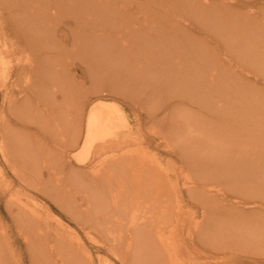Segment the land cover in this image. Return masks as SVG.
Returning <instances> with one entry per match:
<instances>
[{"label":"bare ground","instance_id":"bare-ground-1","mask_svg":"<svg viewBox=\"0 0 264 264\" xmlns=\"http://www.w3.org/2000/svg\"><path fill=\"white\" fill-rule=\"evenodd\" d=\"M196 1L13 0V6H15V3L17 4L0 27L1 70L6 68L7 55L13 53L15 45L23 51L28 50V47L31 50L26 55V59L17 65V72L10 73L9 85L4 93L3 114H5L2 118L6 120V117L10 114H14L16 117L21 116L23 120H28L31 124L39 126L52 139V142L55 141L52 148L50 147L52 144L43 142V138L34 140L25 135L24 138L28 140L25 141L20 139L22 138L20 134L13 136L11 129L7 133L4 132L1 135L2 137L0 136L2 182L6 183L8 187L17 183L19 179L25 182L37 177L38 182L36 183L40 182L38 190L46 194V197L48 196L54 204L64 210L68 214L69 221L73 222L80 231L82 230L89 239L96 241L98 237L97 241L100 244L96 246L98 250L101 249L114 255V258H117L121 264H196L194 260L188 258L189 253L187 256L183 255L190 250L189 247L192 245L194 247V244H190L191 242L197 241V238L206 239L207 237V240H209L212 239V236H214V242L221 243L228 240L226 238L230 237L229 232L233 234L235 231L233 228L237 225L235 218H240L243 223V220H247L246 217L249 216V213L246 214L247 207L253 206L252 204L249 205L250 201H244L243 199L253 198L256 191H259L257 189L251 196L249 194L247 196L243 188H246L244 186L248 181L244 177L242 178L241 170L244 166H248L252 170L258 169L264 173V146L256 153L248 154L249 161L247 162L245 155L243 157L245 156L246 160L240 161L238 159L240 155L235 158L238 155L223 153L219 160L218 156L214 157L213 153L210 154V150H207L208 153L201 152L204 154V165L207 168L215 170L216 167L213 162L218 161L217 166H222L220 171H224V169L233 171V175L232 172H228L232 175V180H230L234 188H231L227 184L215 182L214 179H217V177L210 178L209 174L204 173L206 172L205 168L199 164L200 159V163L203 162V157L193 154L197 150L190 153V149L187 153L180 145L176 146H180L182 152L179 151V148L174 150L170 143L173 137L170 139L166 136L168 141L166 144L167 153L177 155V158L179 156V165L177 164L176 167L171 166V170H177L173 177L169 168L170 164H164L157 157L151 155L149 146H143V142L138 138L129 137L130 130L126 128L128 123L124 121L125 114H122L123 110L121 112L114 104L108 105L98 101L91 104L94 96L102 94L100 87L95 85L98 76L89 80L90 85L94 86L87 87L85 86L88 81L87 76L83 78L86 82L82 83L84 80L78 81V78H75L76 76L72 73L70 75L52 73L49 66L54 63L60 65L61 63L58 61L61 58H58V61L55 59L54 63L48 62L40 52L43 47H46L45 45L50 43V46L59 47V53L56 50V57L62 55L61 50L63 48L60 44H57V36L60 33L58 24L63 23L66 24L63 27L65 30L61 31H67L69 41L73 42L74 40L79 45L75 50L77 55L79 56L81 52L83 54L81 55L82 58L88 59L89 62L96 61L99 56L103 55L104 48L98 43L97 39L109 40L121 25L130 26L133 23H140L136 21V17L131 18L130 16L132 12L130 7L133 4H135L134 8H138L145 13H151L153 16L155 14L152 9L157 11V5L158 11L159 9L164 11L165 9L162 8L167 5L165 18L168 22L169 18L171 22L172 16L176 14L175 11L173 14V10H177L176 6H184L186 8L183 10H186L192 16L194 15L193 17L198 23L206 27L213 18L219 15L222 9L221 7L208 9L203 7L200 2L195 3ZM214 1L204 0V4L209 5ZM235 2L232 0L229 5L234 7ZM7 3H9L8 0ZM32 3L40 8L37 10L36 7L32 6ZM138 4L139 6H137ZM128 5L130 7H127ZM33 8L34 11H32ZM225 8L230 14H233L231 7ZM259 14L258 11L255 16H259ZM153 16L142 20L143 23H146V27L151 23L147 20L153 19ZM2 18H5V15H2ZM129 18L131 19L129 20ZM221 19L222 17L219 16V20ZM244 19L246 21L237 15L229 17V28L235 30V23L242 22L245 25V30H247L244 33L237 35V32L230 31L224 36H219V34L218 36L221 42L223 37L225 45L228 42H233L237 48V54L247 59L253 56V51L257 54L262 53L260 48L264 45V42L260 35L256 33L258 20L255 18L252 21V17L248 18L246 16ZM160 26L161 23L158 24V27ZM5 27L10 31V35L3 31ZM175 33L173 32V34ZM163 34H153L156 45H158L159 39H169L170 34H167L168 36ZM148 35L149 33L144 36L141 35L142 39ZM212 35L217 34L213 33ZM9 36H11V39ZM153 38L152 40H154ZM148 40L151 39L148 38ZM227 46L229 48L233 47L232 45ZM1 74L9 75L2 71ZM155 94L152 93L153 96ZM250 101L246 104V109H231L230 107V111L227 110L228 113H235L238 117L241 113L249 115L254 112L249 118L250 120L244 121L241 119V121L236 119L232 122H243L241 125L245 127L248 126L250 121L252 124H256L257 119H254V115L257 113L258 116L260 107L256 108L253 100ZM154 103L150 104L148 115L156 117L158 113L162 112L165 118L168 119L170 115L168 112L170 109L169 103ZM2 118L0 121H2ZM2 126L5 127V122ZM123 129L127 131L120 133V130L123 131ZM239 132L234 133L236 137H239ZM47 135L44 137L46 138ZM236 137L234 136V138ZM220 141L223 143L224 139H220ZM112 142L116 145L110 149L108 143ZM180 142L182 141L180 140ZM239 143L235 145L239 146ZM255 145L259 147L256 143ZM247 146L249 148L248 144ZM250 146L252 145L250 144ZM67 148L78 150L74 158L79 162V165L88 167L92 164L88 169L89 171L85 172L89 179L88 184L84 182L87 185L83 186V183L79 182L80 179L84 178L81 176L82 174L74 171L73 165L65 163L63 154L67 152ZM208 155H213V157ZM27 171H30V173L28 174ZM247 172L246 170V174ZM258 172L256 176L260 177ZM45 175L49 177L46 181H44ZM261 175L264 174L261 173ZM225 179L227 180L226 176ZM180 180L182 184L179 189L178 183L180 184ZM259 181L257 180V185ZM19 183L22 184V182ZM224 187L238 193L234 196L236 200L230 202L235 210L237 208L238 213L226 219L228 221L222 224L226 227L220 226L222 221L218 219L219 222L216 223V221V224L211 226L209 230V225L206 226L207 222L205 223L204 208L212 211L216 210L214 208L219 206L218 202L216 203L217 197H221V193L223 199L228 197ZM249 187L250 190L253 189V185L252 188ZM11 190L12 188L5 193L9 196L6 206L12 215L17 233L24 238L28 245L33 264H93L90 255L80 253L81 241H79V238L81 237L76 232L78 229L73 232L66 228L63 222L57 220L53 230L52 223L47 220L51 216L50 214L44 216V211L40 210L38 206L30 204L28 201H20L21 198L13 192L9 194ZM261 190L260 195H263L264 189ZM184 193L196 199L199 198L201 205L204 206L202 207L204 209L203 217L200 220L194 221L193 216L183 213L184 210L179 204ZM212 202H214L213 206H211ZM12 203L17 207L15 208ZM51 207H53V204H51ZM258 207L261 209L262 206L259 205ZM234 208L230 207L228 209L233 210ZM213 213L214 211L211 214ZM187 217L191 218L192 223L190 221L183 228L182 225L184 224L181 220ZM3 227L0 219V234L8 239L2 232L4 231L2 230ZM237 227L239 226L237 225ZM225 228L229 232H224ZM246 229L247 231H244V227H241V231L247 234L252 228L246 226ZM222 232L224 234L220 236L219 233L222 234ZM262 233H264V229ZM248 236L254 238L252 235ZM245 238L247 237L242 236L239 242ZM0 247H3L1 243ZM0 264H3L1 258Z\"/></svg>","mask_w":264,"mask_h":264},{"label":"rangeland","instance_id":"rangeland-1","mask_svg":"<svg viewBox=\"0 0 264 264\" xmlns=\"http://www.w3.org/2000/svg\"><path fill=\"white\" fill-rule=\"evenodd\" d=\"M8 1L9 3H7V0H0V27L3 25L2 23H4L5 19L10 16L11 11L17 4L15 3V6H13V0ZM231 1L232 0H215L209 5L204 4V0H197L195 2H200L203 7L208 9L215 7H221L222 9L219 15L213 18L206 27L198 23L193 17L194 15L192 16L189 12L183 10L186 8L184 6H176L177 10H173V14L174 11L176 14L172 16L171 22L169 18V23L165 18L167 14V5L165 8H162L165 9L164 11L160 9L158 11V5L156 6L157 11L152 9L155 16L151 15V13H145L138 8H134L135 4L131 7L128 5L127 7L132 9L130 13L131 18L136 17V21L140 22L138 23L139 25L133 23L130 26H126V24H123L109 40L97 39L98 43L104 48L103 55L99 56L94 62H89L88 59L82 58L81 55L83 54L81 52L79 56L77 55L75 50H77L79 45H77L74 40L73 42L69 41L67 31L63 32L65 30L63 27H65L66 24L59 23L58 31L60 33L57 36V44H60L63 48V50H61L62 55L56 57V50L59 53V47L54 45L50 46V43L45 45L46 47H43L44 50L42 49L43 51L41 50L40 53L46 58V61L52 63H54L55 59L58 61V58H61L58 61L61 63L60 65L54 63L49 66L50 72L65 73L67 75L72 73L76 76L75 78H78V81L84 80L82 83L86 82L83 78L87 76L88 81L85 83L87 87H93L94 85H90L89 80L95 79L98 76L97 84L95 85L100 87L102 94L100 93L98 96L93 95L94 100L91 104H95V102L98 101L108 105L114 104L121 112L123 110L122 114H125L124 121L128 123V126L126 127L124 125V128L126 127L130 130L129 137H136L143 142V146H149L151 155L157 157V159L164 164H170V170L172 167H176L177 164L179 165V156L177 158V155H172V153L170 155L167 153L168 148H166V144L168 141L166 136L170 139L173 137L170 143L174 150H178L179 148V151H181L180 146L184 148L187 153L190 149V153L197 150L193 154L198 155V157L199 155L203 157L202 163H200L201 159L199 160V164L206 170V172H204L203 168V172L209 174L210 178L217 177V179H214L215 182L227 184L231 188H234L231 182L233 171H231V169L220 171L222 170V166H217L218 161L213 162V165L216 167L215 170L213 169L214 171L211 168H207L206 165H204V154L201 152L208 153L207 150H210V154L213 153L214 157L218 156L219 160L223 153L238 155L235 156V158H238L240 155L241 158H238L240 161H245L246 156L247 162L249 161L248 154L256 153V151L263 148L264 45L260 48V52L262 53L257 54L253 51V56L246 59V57H241V55L237 54V48L234 46L233 42H228L225 45L223 37L221 42L219 36H224L230 31L237 32V35L247 31L242 22L235 23V30L229 28V17L231 15H237L244 21H246L244 19L246 16L248 18L252 17V21L255 18L258 20L259 24L256 33L260 35L264 42V0H234L236 1L234 7L229 5ZM32 6H34L33 3ZM137 6H139V4ZM34 7H36L37 10L40 8L39 6ZM225 7H231L233 9V14H230ZM32 11H34V8ZM258 11L260 12L259 16H255V13ZM147 12H149V10H147ZM2 15H5V18H2ZM152 16L153 19L147 20L151 23L146 27V23H143L142 20H146L148 17ZM219 16L222 17L221 20H219ZM131 18H129V20ZM159 23H161L160 27H158ZM3 31H5L7 35H10L8 28L5 27ZM173 32L176 33L173 34ZM148 33L149 35L142 39V36ZM159 33H164V36L167 34L170 35L169 39H159L158 45H156V40L153 36ZM213 33L217 35H212ZM170 37L172 38L171 40ZM9 38L11 39V36H9ZM148 38L151 40H148ZM152 38L154 40H152ZM227 45H232L233 47L229 48ZM18 49L19 48L15 45L13 53L7 55V58L5 57L7 61L6 68L0 69V73L2 71L9 74L8 76L0 75V120L5 114H3V100L6 87L9 85L10 73L17 72V65H19V62L24 61L26 55L29 54L28 52L31 51L29 47L26 51ZM14 51L16 52L14 53ZM45 52H48V54ZM44 53L45 55H43ZM33 57L32 55V58ZM152 93L156 94L153 96ZM251 99L256 108L260 107L258 109V116L257 113L254 115V119H257L256 124H252L250 121L248 126L245 127L241 125L243 122H232L236 119H243L244 121L250 120L249 118L254 112L249 115L241 113L238 117L237 114L228 113L227 110L230 111V107L231 109H246V104L251 102ZM152 102H155L154 104H159L160 102L169 103L170 109L168 112L170 115L168 119L165 118L162 112L158 113L156 117L148 115V109ZM3 121L5 122V127L2 126L4 125ZM0 128V136L11 129L13 136H18L20 134L22 137L20 139H24L25 141L28 140H26L24 136L28 135V137L34 140H37V138L41 140L43 138V142L52 144L50 147H54L53 144H55V141L52 142V139L48 137L39 126L31 124L28 120H23L21 116L16 117L14 114H10L6 117V120L2 118V121H0ZM126 131V129H123V131L120 130V133ZM235 132H239V137L237 136L239 139L236 137V134H234ZM173 134L174 136H172ZM45 135H47L46 138L48 140L44 137ZM234 136L236 138H234ZM179 138L182 142H180ZM220 139H224V142L221 143L222 141H220ZM113 140L116 141L114 138ZM8 141H6V143H8ZM239 141L241 142L239 143ZM238 143L239 146H237ZM255 143L259 147H256ZM250 144L252 146H250ZM115 145L116 144L113 142L108 143V148L111 149L115 147ZM176 145L180 146L177 147ZM77 152L78 150H70V148H67V152L63 154V158L65 163L73 165L74 171L82 174L81 176L84 178L80 179L79 182L81 181L84 186L89 183V179L85 172L89 171L88 169L92 164L88 167L79 165V162L74 158ZM243 155L245 156L243 157ZM208 156L213 157V155ZM181 158L184 160L183 157ZM246 170L249 176L246 174ZM253 170L248 168V166H244L241 170L242 178L244 177L246 181H248L244 186L246 188H243L247 196H251L255 190H259L256 191V195H253L254 199L249 197H245L246 199L242 198L244 201H250L249 205H253L246 206L248 209H246V214L249 213V216L246 217L247 220H243L242 223L240 218H235L239 227L234 224L235 227L233 229H235V231L233 234L226 228L224 229V232L230 233V237L226 238L229 241L226 240L221 243L214 242V236H212V234V239L210 238L209 240H207V237L206 239L197 238V241L194 240L193 243H190L194 244V247L193 245L191 246L192 248L189 247L190 250L183 254L184 256H187L189 253L190 256L188 258L194 260L196 264H264V233H262L264 229V194L260 195L261 189H264V177L261 178L264 175H261V173H264L258 169ZM256 170L260 172H258L260 177L256 176ZM176 171L177 170H171L173 177ZM229 171L232 172V175L231 173L228 174ZM27 172L28 174L30 173V171ZM218 177H220L219 181ZM48 178L49 177L45 175L44 181ZM257 180H260L258 185ZM33 181L35 182L33 183ZM251 181L252 183H250ZM19 182H22V184ZM36 182H38L37 177L25 182L19 179L17 183L7 187L6 183L2 182L0 173V219L4 226L2 229L4 231L2 232L8 237L7 239L0 234V243L3 246L0 247V258L3 264H33L28 245L24 241V238L17 233L12 215L7 209L6 201L9 196L5 193H7L8 189L12 188L9 194L12 192L17 194V196L21 198L20 201H28L30 204L38 206L40 210L42 209L44 211V216L50 214L52 218L50 216L47 220L52 223L51 226L53 230L57 220L63 222L65 227L73 232L78 229L73 222L69 221L68 214H66L64 210L54 204L48 196L46 197V194L38 190L40 182ZM84 182L87 184H84ZM234 183H236V181H234ZM181 184L182 182L180 180V184L178 183L179 189L181 188ZM252 185L253 189L250 190L249 186L252 188ZM224 191L227 193L228 197L223 199L222 193L220 195L221 197H217L218 200L216 203L218 202L219 206L216 207V205H214L216 207L214 209L216 210H213V214H211L213 212L212 210L204 208L206 216L205 223L207 222L206 226L209 225V230L211 226L219 222L218 219L222 221L220 222V226L226 227L222 225L228 221L226 219L238 213L237 208L235 210V208L230 205V202L232 203L236 200L234 196L235 194L238 195V193H235L229 188L227 190L225 187ZM197 199L199 200V198ZM197 199L184 193L181 198L182 204H179L182 210H184L183 213L193 216L194 221H198L203 217L204 210L202 208L204 206L201 205L202 203ZM211 200L213 201V199ZM213 203L214 202L211 203V206H213ZM51 204H53V207H51ZM259 205L262 206L261 209L258 207ZM230 207L234 209H228ZM190 221L191 218H183V220H181L182 224H184L182 227L185 228L184 226L188 225ZM190 223H192V221ZM242 226L244 227V231H247L246 226L252 229L250 232L248 231L247 234L241 231ZM76 232L81 237L79 238V236H77L79 241H81L80 253L90 255L93 264H121L117 258H114V255L101 249L98 250L96 247L100 245L97 241L98 237L96 241H94L89 239L82 230L80 231L78 229ZM224 232H222V234L219 233V235H223ZM248 235H252L254 238ZM242 236L247 238L239 242ZM190 244L188 243V245Z\"/></svg>","mask_w":264,"mask_h":264}]
</instances>
